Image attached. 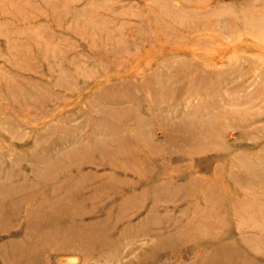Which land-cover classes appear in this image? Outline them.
Wrapping results in <instances>:
<instances>
[{"label":"rangeland","instance_id":"374dc122","mask_svg":"<svg viewBox=\"0 0 264 264\" xmlns=\"http://www.w3.org/2000/svg\"><path fill=\"white\" fill-rule=\"evenodd\" d=\"M66 177L105 193L31 244ZM263 225L264 0H0V264H263Z\"/></svg>","mask_w":264,"mask_h":264},{"label":"bare ground","instance_id":"6f19581e","mask_svg":"<svg viewBox=\"0 0 264 264\" xmlns=\"http://www.w3.org/2000/svg\"><path fill=\"white\" fill-rule=\"evenodd\" d=\"M109 157H113L110 155ZM122 158V157H121ZM232 160V159H231ZM101 163H104V160H100ZM106 161V160H105ZM99 163V162H98ZM108 163V162H107ZM135 160H120V162L115 163L113 165L109 163V165L112 167L113 170L115 169H125L126 167L130 165H134ZM151 170V168L146 169V174ZM148 175V174H147ZM88 183V182H87ZM98 182L96 181L94 184H86L84 182H80L77 179H73L71 177H66L63 179V181L60 182H55L53 185L50 186L52 190H57L58 193L59 191H62L66 187L72 185L75 188L74 190L69 192H65V194H62V196H56L58 193H55L52 197L53 198V203L49 206H43L40 207L38 212L34 213L33 215L27 217V220L29 222L28 226L25 227V230H30L33 229V234H29L26 239L28 240H33L31 244H39L40 240H43L45 237L49 236L52 233L51 228L44 222V224L41 223V220L43 216L47 214H51L52 216H56L57 213L62 212L61 216H67L68 214H79V215H85L86 217L89 215L91 209V205L88 209H85V206H83V203H89L91 199H93V202L96 201H101V199L95 198L96 193H100L101 191L105 193L104 189L105 186L100 190V185H97ZM122 184H126V181L123 182L122 179H118L110 183L106 187L107 192H116L118 189L121 188ZM130 183L127 182V185ZM20 186H24L23 184H20ZM2 192L7 193L10 191L9 187L2 186L1 187ZM100 190V191H99ZM84 201V202H81ZM16 201H9L7 204L11 205L8 206V208H11V211H15L13 205L15 204ZM79 202V204H78ZM127 202L126 198H121L118 200L117 204L119 206V209H117V212L120 211L122 212V208L125 207V204ZM126 208V207H125ZM29 210V208H28ZM99 210H102L101 208ZM148 212H156L155 210H148ZM107 214L111 213V210L106 211ZM95 214V212H94ZM122 214V213H120ZM32 221V225L30 223ZM58 226L60 227V232L64 240L67 242V240L71 239L74 241H84V242H89L90 241V236L87 233H84L82 231H76L73 229V223L72 220L70 219L69 221H65L63 219L58 218ZM264 226V225H263ZM24 231V230H23ZM58 249H63V246L58 247ZM83 249H87L83 247ZM88 250V249H87ZM249 264H255L254 258L250 257ZM31 259V257H28V260ZM260 262V261H259ZM259 264V263H258ZM261 264V263H260ZM264 264V262H263Z\"/></svg>","mask_w":264,"mask_h":264}]
</instances>
